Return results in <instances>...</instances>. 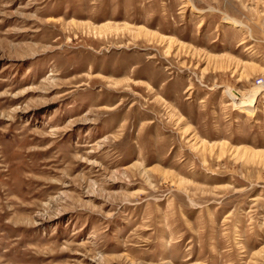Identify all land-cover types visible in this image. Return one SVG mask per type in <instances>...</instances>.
<instances>
[{"label": "rangeland", "instance_id": "obj_1", "mask_svg": "<svg viewBox=\"0 0 264 264\" xmlns=\"http://www.w3.org/2000/svg\"><path fill=\"white\" fill-rule=\"evenodd\" d=\"M0 264H264V0H0Z\"/></svg>", "mask_w": 264, "mask_h": 264}, {"label": "bare ground", "instance_id": "obj_2", "mask_svg": "<svg viewBox=\"0 0 264 264\" xmlns=\"http://www.w3.org/2000/svg\"><path fill=\"white\" fill-rule=\"evenodd\" d=\"M253 98H255V96Z\"/></svg>", "mask_w": 264, "mask_h": 264}]
</instances>
